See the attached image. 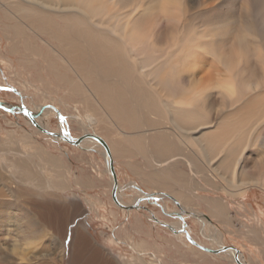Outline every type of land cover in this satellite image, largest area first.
Masks as SVG:
<instances>
[{"label": "bare ground", "instance_id": "obj_1", "mask_svg": "<svg viewBox=\"0 0 264 264\" xmlns=\"http://www.w3.org/2000/svg\"><path fill=\"white\" fill-rule=\"evenodd\" d=\"M0 2L1 7L3 2L7 8L3 13L5 32L11 34L12 45L29 53L27 63L33 66L28 74L25 70L14 73L13 80L20 83L21 79L26 88L47 95L45 86H31L24 81L25 76L39 83L47 78L63 91L60 99L46 97L48 105L22 111L28 126L60 141L66 135L74 149L84 150L80 156L90 152V158L87 157L91 172L98 167L94 160L100 156L105 171L96 169L92 173L98 182L96 187L104 188L110 205L131 212L139 210L145 201L157 204L156 200L164 198L175 205V210L166 205L158 207L175 221L160 224L177 235L183 234L184 240L193 246L191 251L237 264L235 249L241 264H253L235 247H225L224 231L214 226L216 221L231 228L236 216L228 213L223 200L202 197L198 192L210 191L207 185L217 190L220 184L224 193L240 197V201L249 190L264 192V0ZM30 40L43 51L40 47L36 51L30 48ZM0 60L6 62L2 56ZM67 98L75 102L70 107L64 102ZM79 98L86 100L88 113L91 109L96 111V116L88 115L95 117L97 124L83 126L85 133L72 138L66 127L68 119L83 125L82 121L73 114L62 115L60 107L66 106L75 113L81 106ZM3 110L19 113L8 104H3ZM44 115L57 117L62 129L60 136L52 135L43 121ZM131 153L142 161L140 168L129 165L134 175L144 178L148 186L158 187L157 191L169 189L171 193H146L130 181L126 187L133 189L135 197L126 199L124 186L117 182L116 173L113 180L109 165L111 156L128 157ZM71 155L70 151L68 157ZM75 155L76 152L71 160ZM10 166L0 159V264H45L55 235L61 245L54 262L60 264L64 218L69 211L44 202L35 211L31 197L34 190L30 186L40 187L33 184L36 176L24 173L16 177V167ZM192 172L197 179L191 177ZM90 178L81 185L94 187ZM113 189L118 204L112 198ZM58 212H62L60 224L56 219ZM133 212L138 214L137 210ZM150 216L158 220L156 215ZM189 217L197 223L201 242L190 241L185 223ZM138 223L122 225L120 233L133 245L132 252L143 258L148 256L150 261L143 262L138 256L127 259L124 255L120 257L122 264H165L162 251L153 249L159 255V260H153L145 245L133 241L140 230ZM11 226L20 236L13 235ZM245 235L256 236L249 231ZM70 250L71 264H119L96 247L90 248L81 225L73 231ZM88 251L89 258L81 260L80 255Z\"/></svg>", "mask_w": 264, "mask_h": 264}, {"label": "rangeland", "instance_id": "obj_2", "mask_svg": "<svg viewBox=\"0 0 264 264\" xmlns=\"http://www.w3.org/2000/svg\"><path fill=\"white\" fill-rule=\"evenodd\" d=\"M0 9H1L0 11V20H1L0 21V57L2 56L6 60L5 63H2V61L0 60V103L11 105L15 107L16 109H18L19 113L21 112L20 114L10 113V112L7 113L2 108H0V156H1L0 159H2V162L6 163L7 165H11L10 167H14V166L16 167V170H15L16 177L20 176V174L21 175L26 174V175H34L33 177L36 176L35 178H33L35 180L37 178L39 179V180L37 179L36 181L34 180L33 184L34 185L39 184L40 187L30 186L34 190L31 197L32 199H34L33 207L35 211L38 210V206L42 204V202L49 203L52 206L53 204H55L57 207L59 206V207H62L64 210L67 209L69 211L67 214H65L66 218H64L66 219V222L64 224L65 225V230H64L65 238L62 244L63 245V257L60 261V264H71L70 260L72 259L71 258L72 250H70V245H71L73 231L75 230V227L77 225H81V228L85 230L86 238H88L90 242V248H92L91 244L95 243L94 245L98 249L100 250L102 249L101 251L107 252L106 250H109L114 256L118 257V258L112 257V260L114 261L117 260V263L119 264L123 263L122 262L123 259L119 257H122L124 255L127 259L129 258L134 259V258H137L138 256L142 258L143 262H149L150 260L148 256L143 258L141 257V255L139 256L135 254V252H132L133 249L131 248H133L132 247L133 245L125 241L126 235H123L120 233L121 239L124 242V244H118V247L120 245H124V248H122L123 246H121V248L118 249L117 247L109 245V243H107L106 238L110 237L112 233L117 231V229H115L116 226L115 228L110 229L111 224H109L108 222L101 225L99 222H97L96 219H94L95 221H92V216H93L92 213L86 212V208L83 204L88 203L87 205H90V206L95 205L96 201H93V198H96V195L100 196V198L105 201V197H103L101 194L104 188L102 186L96 187V183L98 184V182L94 177L95 175H93L92 173L93 170H96V169L98 172L105 171V169L102 168L103 166L102 163L100 162L102 158L100 156H96L94 163L98 167L96 169H94L93 167L92 172H91V169H90L91 167L89 165V159H88V157L90 158V152H84L83 156H80V154H82V151L84 150H81L79 148L74 149L73 148L74 146L68 143V141L66 140L67 138L66 135L62 136L63 137L62 141H60V140L52 138L51 136L38 134L28 126L25 118H23L22 111L25 112V111L31 110L35 108L36 105L38 106L39 105L43 106L45 104L48 105L50 104V102L47 100L48 98L46 97H51L52 95V98L60 99L63 94V91L60 88L56 87L57 84L54 81L47 80L45 76L44 77L46 79L42 83L33 81L35 79H32V78L30 79L31 81H29L28 76H25L26 79L24 81L29 82L31 86L40 85L39 87L41 88L45 86L43 87V90L47 93V95L46 94L43 95V93L39 94V92L38 93L34 92L32 88H29V87L26 88L27 85L25 86V84L22 83L21 79H20V83L16 82V80H13L12 77L14 73L21 71V70L23 71L25 70L26 74H28V71H31L29 69H31L33 66L32 65L29 66L27 63V60L29 59V56H28L29 53L27 51H24L20 46L12 45L11 36H10L11 34L6 33L3 28V24L5 23L3 21L4 20L3 13L5 9H7L5 8L3 2H2V7L0 5ZM28 46L32 48L34 51L39 50L38 47H40V46H36L32 40H30ZM43 49L44 48H41L42 51ZM22 58L24 59L22 60ZM33 64L37 65V63H33ZM45 99H46V102H45ZM79 100H80V103L78 104L81 106L78 107L79 112L77 111L75 113L72 111V109L66 106L63 107L56 103L53 104L54 106L57 105V107L61 106L60 110H61L62 115H65L66 117L76 115L81 119L83 125H81L80 122H75L74 120L68 119V123L66 124V127L72 138H79L85 133L83 126H89L91 124L90 125L91 127H94V126L96 127V124H97L96 118L95 117L93 118V116L91 118V115H88V114H92L96 116V111L91 109V112L88 113V111H86L87 109L85 105L86 100L84 98L83 99L79 98L77 101ZM72 101L73 100L67 98L64 102L67 103L70 107L72 104L75 103L74 101L73 102ZM81 114L84 116L82 117ZM35 118H39V116ZM43 121L51 130L53 136H56V134L60 136V132L62 131V129L59 124L60 122L56 116L44 115ZM34 145L37 146L36 148H38V150L35 149ZM70 151L73 153V155L76 152V155L73 158V160H71V157L73 155H71L70 158L68 157ZM24 156L26 157L23 158ZM59 161L61 163H59ZM12 163L14 165H12ZM19 165H21V167H19ZM63 168H64V171H63ZM69 169H70V173L68 174ZM20 171L23 172V174ZM56 174H58V176ZM191 174H192L191 176L192 178H196V175H194L193 172ZM4 175H7V172L6 173L4 172ZM53 175L56 177H54ZM105 176L107 177V175ZM87 177L89 178L91 177L90 179L95 182V186H94L95 188L94 187H84L83 185H81L80 182L87 181ZM41 181H42V184L40 183ZM140 181L142 182L140 183L145 185L146 188L151 187L155 191L159 190L158 187L156 186H151L150 184H149L150 186H148L147 183L144 181V178L142 179L140 178ZM120 186L122 187V184ZM220 186L221 185L219 184L218 185L219 188L217 190L212 189L209 192L206 191L203 193L209 194L211 196H219V197L223 196L222 198L225 199V201H233L230 198L224 196L225 194L228 196H231V195L224 193L222 189L220 188ZM109 188L111 190L112 187L110 186ZM129 190H133V189H129ZM162 191H168L171 193L169 189L162 190ZM124 195H126V197L128 196L126 193H124ZM41 197H44V198H41ZM242 201H243L242 204H240V207H238L240 208V210L238 209L239 210L238 213L232 211V214L236 216L237 221H235V225L231 226L233 230L228 231V235L226 234L224 246L226 247V246L235 245V246L240 247L243 245V243H245L251 251L255 252V254L259 255V253L261 252L260 255L262 256L259 257L260 263L264 264V249H263L264 244H262L264 243V239H263L264 238V229H263L264 228V225H263L264 224V192H260L258 190H249L248 193H246L243 196ZM144 203L145 205L141 204L142 206L140 210L142 211L141 214L144 213L143 215L146 216L143 218L144 223L146 225V229L144 231L139 230L137 233H140L141 235L136 236V237L134 236L135 240L133 241L139 242V244H142L143 246L145 245L147 249L145 251L150 253V255L152 256V257L150 256V258L156 261L159 260L158 253L153 251V249H156V250L162 251L161 255L164 256V259H161V260H162V263L165 261V264H229L228 262L222 261L216 258L215 256H209L202 252H199V251L197 252V250L191 251V249L189 248L193 246L191 244L189 245L188 240H187L188 242L186 241V239L184 240L183 238L184 235L182 234V232H180V234H182L183 236L177 235L173 233L171 230L167 229V227L165 228L164 225L160 224V222L163 223L165 221H175V218L170 217L171 216L170 214L162 212V210L158 207V204L148 203V202L146 203V201ZM171 204L166 205L167 208L171 210H175L174 209L175 205L174 204L171 205ZM104 212L106 215H108V212L106 211ZM74 213L75 215H73ZM236 213L239 214V216H237ZM147 214L149 216H147ZM150 214L152 216L156 215L155 218H158V220L156 219V221H154L152 217L150 216ZM61 217H62V212H58L56 219H57V223L59 224L61 223ZM102 218L104 219V216H102ZM48 221L50 223V218ZM86 221H87V224H86ZM185 223L187 227L186 230L189 231L191 240L194 242L199 240L198 242H201V238L200 236H198L199 234L197 232V225H196L197 223L195 222L196 223L195 224L193 219L190 217L187 218ZM213 223H214V226L217 227L214 221ZM258 223H259V226L257 225ZM113 225L114 224H112V226ZM121 225H124V223ZM125 225L128 226L129 224H125ZM217 228L219 230H222L219 227ZM11 230H12L13 235L20 236L19 231L15 227L11 226ZM198 231H201L199 226H198ZM248 231L249 233L256 234V236L254 237L252 235L249 237L245 235L246 232ZM54 233L58 234V231H55ZM178 236H181V237H178ZM258 244H261V245H258ZM60 245L61 243H59V237L56 235L53 236L51 238V242L48 247L49 251L47 255L48 254L49 255H48V259L46 260L45 264H55L54 259L58 254ZM239 252L243 254L241 250H239ZM180 254L182 255V258ZM249 254L250 255L246 253L245 258L247 260L244 258L246 261L250 260V258L252 260L254 259L252 257V254L251 253ZM83 255H80V259L81 260L84 259V261H86V259L89 258V255L87 256L86 254L84 256ZM108 256L110 257L111 255H108ZM248 256H250V258ZM254 264H257V263L254 261Z\"/></svg>", "mask_w": 264, "mask_h": 264}, {"label": "crops", "instance_id": "obj_3", "mask_svg": "<svg viewBox=\"0 0 264 264\" xmlns=\"http://www.w3.org/2000/svg\"><path fill=\"white\" fill-rule=\"evenodd\" d=\"M112 140H113V137H112ZM110 150V149H109ZM110 155H111V153H110ZM129 156H130V158H129ZM128 157H118V158H112V156H111V161H112V164H113V167H114V171H115V173H116V179H117V182L119 183V184H122V186H124L123 187V190H122V192L123 193H126L130 198H131V200L135 197L134 196V191H131V190H129V189H127V184H128V182H130V181H133L135 184H136V187L138 188L139 187V189H141L143 192H146V193H152V192H154L155 190L154 189H152L151 187H149V188H146V186L145 185H143V184H141L142 182L140 181V178H139V176L138 175H134L133 174V172H131V169L129 168V165H132L133 164V166H136V167H142V161L140 160L141 158H140V156H136V155H134V154H130ZM136 156V157H135ZM139 157V158H138ZM137 158V159H136ZM125 159V160H124ZM128 161V162H127ZM119 162H121V163H119ZM132 162V163H131ZM124 176H125V178H124ZM141 182V183H140ZM125 183H127V184H125ZM204 184V183H203ZM207 185V184H206ZM205 186V185H204ZM206 187V186H205ZM83 188V187H82ZM95 188V187H94ZM207 188H209L210 190H212V188L209 186V185H207ZM151 190V191H150ZM101 192V191H100ZM120 192V191H119ZM206 192V191H205ZM207 192H209V191H207ZM161 194V195H168V191H155L154 192V194ZM202 197H206V198H213V199H217V198H219V199H221V200H223V202L225 203V206H226V208H227V210H228V213L231 215V216H234L233 214H232V211H234V212H237L238 213V211L240 210V208H238V207H240V204H242L241 202L242 201H240V197H238V198H234V197H232V196H228V195H224V196H226V197H228V198H230L231 200H233V201H225V199H223L222 197L223 196H221V197H219V196H211V195H209V194H206V193H203V192H198ZM102 196L103 197H105V201L104 200H102L101 198H100V196H98V195H96V198H93V201H96V204L95 205H93V206H90V205H87L88 203H86V204H83L84 206H85V208H86V212H91L92 213V221H95L94 219H96L97 220V222H99L101 225L102 224H105V223H109V224H111V227H110V229L112 228H115V226H116V228L115 229H117V231H115L114 233H112V235H110V237H107L106 238V240H107V243H109V245H112V246H114V247H117L118 249L119 248H121V246H123L122 248H124V245H120L119 247H118V244H123L122 242H120V241H122V239L121 238H119V235H120V227L122 226L121 224H123L124 223V225L125 224H134V223H136V222H138L139 221V227H140V230L141 231H144L145 229H146V225H145V223H144V217H146L145 215H143V214H141V210L139 209H134V210H137V212H138V214H136V213H134L133 211H131V212H128V211H126V210H123V209H121V208H119V207H115L114 205H110V202L108 201V198H107V196H106V194H105V190L103 189L102 190ZM128 196H127V198H128ZM133 196V197H132ZM126 197V196H125ZM126 198V199H127ZM166 201V202H165ZM238 201V202H237ZM100 202V203H99ZM156 202H157V204L159 205V206H161V208H162V206H164V205H168V204H171L169 201H167V200H165L164 198L162 199V198H160L159 200H156ZM161 204H160V203ZM102 203V204H101ZM172 205V204H171ZM228 205V206H227ZM118 208V209H117ZM234 208V209H233ZM239 209V210H238ZM123 210V211H122ZM201 210H203L205 213H206V209L205 208H202ZM102 211V212H101ZM104 211H106V212H108V215H106L105 214V212ZM85 212V213H86ZM115 212H116V214H115ZM111 213H112V215H111ZM236 213V215L237 216H239V214H237ZM132 214V215H131ZM102 216H104V219L102 218ZM113 216V217H112ZM114 218V219H113ZM136 220H138V221H136ZM138 218V219H137ZM114 221V222H113ZM84 222H85V220H84ZM134 222V223H133ZM215 222V224L217 225V227H219L220 229H222V232L224 233V236H226V234L228 235V231H232L233 230V228H230V227H228L227 225L226 226H223V225H221V223L220 224H217V222L216 221H214ZM86 224H87V221H86ZM112 224H114L113 226H112ZM149 228V227H148ZM227 228V229H226ZM132 229V228H131ZM225 229V230H224ZM133 230V229H132ZM141 234L140 233H135V237L136 236H140ZM135 237H133L134 238V240H135ZM114 238V239H113ZM109 240H111L112 242H109ZM115 240V241H114ZM118 240V241H117ZM120 240V241H119ZM94 243V242H93ZM111 243V244H110ZM95 244V243H94ZM94 244H92L93 246H92V248L93 247H96ZM99 246V245H98ZM233 247H235V248H237L238 250H241L242 252H243V255H244V258H245V256H246V253L248 254V255H250L248 252H250L251 250L249 249V247L245 244V243H243V245L242 246H235V245H232ZM246 247H248V248H246ZM96 249L98 250V252H100V253H107L108 255H111L112 257H116V256H114L109 250H106L107 252H103V251H101L100 249H98L97 247H96ZM245 249V250H244ZM249 249V250H248ZM246 252V253H245ZM253 252V251H252ZM259 253V252H258ZM261 253V252H260ZM86 255H90V252L88 251L87 253H86ZM256 257H255V256ZM260 255V254H259ZM258 254H255V252H253V254H252V257L254 258L253 259V262L255 261L257 264H261L260 263V258L259 257H261L262 255H260L259 256ZM249 257V256H248ZM116 258H118V257H116ZM120 258V257H119ZM250 258V257H249ZM246 259V258H245ZM247 260V259H246ZM259 261V262H258ZM254 264V263H253Z\"/></svg>", "mask_w": 264, "mask_h": 264}, {"label": "water", "instance_id": "obj_4", "mask_svg": "<svg viewBox=\"0 0 264 264\" xmlns=\"http://www.w3.org/2000/svg\"><path fill=\"white\" fill-rule=\"evenodd\" d=\"M0 108H2L3 109V104H1L0 103ZM102 144H103V146H104V148H105V150H106V152H107V147H106V145L102 142ZM109 167H110V171H111V176H112V178H113V180L115 181L116 179H115V172H114V169H113V166H112V164H110L109 165ZM114 191H113V193H112V195H113V200H114V202L116 203V204H118V202H117V200H116V197H115V189H113ZM186 231V230H185ZM188 234V232L186 231V235ZM191 241V243L192 244H195V242L194 241H192V240H190ZM207 251V250H206ZM234 251H235V261H236V263L237 264H241L240 262H239V259H238V251L237 250H235L234 249Z\"/></svg>", "mask_w": 264, "mask_h": 264}]
</instances>
